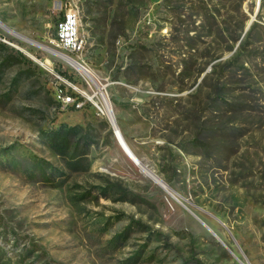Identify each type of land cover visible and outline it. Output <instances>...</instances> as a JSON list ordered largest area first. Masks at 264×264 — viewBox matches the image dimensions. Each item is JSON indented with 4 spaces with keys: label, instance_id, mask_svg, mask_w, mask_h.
<instances>
[{
    "label": "rangeland",
    "instance_id": "374dc122",
    "mask_svg": "<svg viewBox=\"0 0 264 264\" xmlns=\"http://www.w3.org/2000/svg\"><path fill=\"white\" fill-rule=\"evenodd\" d=\"M70 7L92 79L52 51ZM0 23V264H264V0H0Z\"/></svg>",
    "mask_w": 264,
    "mask_h": 264
},
{
    "label": "built area",
    "instance_id": "2783aa9c",
    "mask_svg": "<svg viewBox=\"0 0 264 264\" xmlns=\"http://www.w3.org/2000/svg\"><path fill=\"white\" fill-rule=\"evenodd\" d=\"M54 41L59 51H52L57 54L74 59L83 52L84 42L79 35V16L76 8L70 7L63 11L56 24ZM53 76L55 80L51 88V96L61 109L80 110L90 107L99 118L108 120L109 124L114 121L111 109L109 114L107 107L103 104L102 93H100L101 101L95 100L93 96L82 92L64 76L56 73H53ZM104 102L106 103L105 100Z\"/></svg>",
    "mask_w": 264,
    "mask_h": 264
},
{
    "label": "trees",
    "instance_id": "16d2710c",
    "mask_svg": "<svg viewBox=\"0 0 264 264\" xmlns=\"http://www.w3.org/2000/svg\"><path fill=\"white\" fill-rule=\"evenodd\" d=\"M86 6H87V4H86ZM86 13L91 14L90 12H86ZM62 75H64V74H62ZM100 119H101L100 124L105 129L108 130L109 126H108L107 122L104 119H102V118H100ZM73 130H74V128L69 129V131H68V133L66 135H63V134L60 133V135H57V137H55V139L52 140V148H53V150L59 151L63 160H66L67 155H68L69 151L71 150V145H70V143L68 141V137H69V134H71V131H73ZM108 134H111L110 130H108ZM12 150H13L12 147L8 146L6 148H3L1 150V153H2L3 156H7V155H9L11 153ZM80 156L81 155H79L75 150H72L69 160H66V164L67 165H71L75 160L79 159ZM32 169L36 170L38 172V174L44 180H46L45 178L48 177V174H47V171L49 169L48 168V164L41 163V162H34L33 165H32L31 170H27L26 173H31Z\"/></svg>",
    "mask_w": 264,
    "mask_h": 264
},
{
    "label": "bare ground",
    "instance_id": "6f19581e",
    "mask_svg": "<svg viewBox=\"0 0 264 264\" xmlns=\"http://www.w3.org/2000/svg\"><path fill=\"white\" fill-rule=\"evenodd\" d=\"M61 55V54H59ZM61 58L63 60H65L71 67H73L75 70L79 71L80 73L88 76L89 78L92 79L90 72L83 66L82 63L76 61L75 59L71 58V57H67L64 55H61ZM100 95V93H98ZM104 100L106 101V103L104 102ZM103 100V104L107 107L109 114L110 113V106L109 103L107 102V100L104 97ZM115 123V121H114ZM111 125V124H110ZM119 137V147L121 148V150L123 151V153L126 155V157L137 167L140 169V171L149 179H151L153 182H155L158 186H160L163 190H165L171 197H173L174 199H177L176 196L174 195V193L170 190V188L165 184V182L158 177L154 172L150 171L149 169H147L146 167H144L139 161L138 159L133 155V153L130 151V149L128 148V146L126 145V143L124 142L121 134H118Z\"/></svg>",
    "mask_w": 264,
    "mask_h": 264
},
{
    "label": "water",
    "instance_id": "95a60500",
    "mask_svg": "<svg viewBox=\"0 0 264 264\" xmlns=\"http://www.w3.org/2000/svg\"><path fill=\"white\" fill-rule=\"evenodd\" d=\"M0 26H1L2 28H5V27L3 26L2 23H0ZM111 127H112V130H113V132H114V136H115V138H116L118 144H120L119 137H118L119 130H118V127L116 126V124L114 123V121H111Z\"/></svg>",
    "mask_w": 264,
    "mask_h": 264
}]
</instances>
